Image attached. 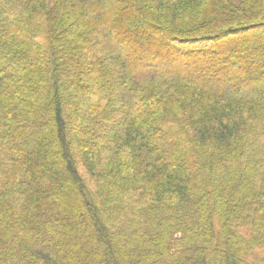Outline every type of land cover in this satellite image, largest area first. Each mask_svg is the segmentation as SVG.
<instances>
[{
    "label": "trees",
    "instance_id": "trees-1",
    "mask_svg": "<svg viewBox=\"0 0 264 264\" xmlns=\"http://www.w3.org/2000/svg\"><path fill=\"white\" fill-rule=\"evenodd\" d=\"M0 264H264V0H0Z\"/></svg>",
    "mask_w": 264,
    "mask_h": 264
}]
</instances>
